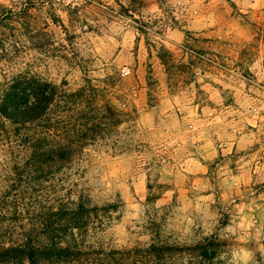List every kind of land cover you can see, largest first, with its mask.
<instances>
[{
	"label": "rangeland",
	"instance_id": "rangeland-1",
	"mask_svg": "<svg viewBox=\"0 0 264 264\" xmlns=\"http://www.w3.org/2000/svg\"><path fill=\"white\" fill-rule=\"evenodd\" d=\"M0 36V95L54 91L29 130L0 122V252L264 264V0H0ZM72 203L80 226L52 216Z\"/></svg>",
	"mask_w": 264,
	"mask_h": 264
},
{
	"label": "trees",
	"instance_id": "trees-1",
	"mask_svg": "<svg viewBox=\"0 0 264 264\" xmlns=\"http://www.w3.org/2000/svg\"><path fill=\"white\" fill-rule=\"evenodd\" d=\"M11 50L10 43L0 36V53L8 54ZM10 58H8L9 60ZM5 60V61H8ZM0 95V122L7 123L14 127V130L20 133L21 130H29L34 122L43 118V114L47 111L54 99V91L48 88V85L39 84L32 76L28 74H20L12 78L2 89ZM31 139L26 141L29 143ZM38 145V144H37ZM43 155V154H41ZM87 208L79 205L73 207V203L65 212H54L52 216L56 221L64 219V215L68 218L63 220L70 225H81V215ZM56 221H54L56 223ZM52 234L48 235L53 240ZM18 250H14L13 254H9L8 250L0 252V258L5 260L14 257L17 261H26L27 264L38 263L37 243L30 238L25 241ZM16 252H18L16 254Z\"/></svg>",
	"mask_w": 264,
	"mask_h": 264
},
{
	"label": "built area",
	"instance_id": "built-area-1",
	"mask_svg": "<svg viewBox=\"0 0 264 264\" xmlns=\"http://www.w3.org/2000/svg\"><path fill=\"white\" fill-rule=\"evenodd\" d=\"M122 74L123 75L129 74V69L127 67L123 68L122 69Z\"/></svg>",
	"mask_w": 264,
	"mask_h": 264
}]
</instances>
